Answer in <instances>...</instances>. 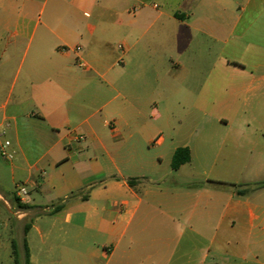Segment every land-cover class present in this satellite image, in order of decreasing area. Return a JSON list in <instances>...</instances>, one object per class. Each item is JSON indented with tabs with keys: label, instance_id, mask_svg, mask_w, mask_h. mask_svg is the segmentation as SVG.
<instances>
[{
	"label": "crops",
	"instance_id": "0c3cea01",
	"mask_svg": "<svg viewBox=\"0 0 264 264\" xmlns=\"http://www.w3.org/2000/svg\"><path fill=\"white\" fill-rule=\"evenodd\" d=\"M246 107L260 179L264 0H0V201L24 264H264V187L229 190L243 143L207 138L240 129ZM153 119L166 159L145 153ZM195 160L220 163L199 190Z\"/></svg>",
	"mask_w": 264,
	"mask_h": 264
},
{
	"label": "rangeland",
	"instance_id": "374dc122",
	"mask_svg": "<svg viewBox=\"0 0 264 264\" xmlns=\"http://www.w3.org/2000/svg\"><path fill=\"white\" fill-rule=\"evenodd\" d=\"M122 42H115L113 44V47L117 50V52L121 55V51L119 50L118 46ZM213 68H211L212 70ZM249 70V68H247ZM230 68L225 65L220 66V74L224 78L229 77L230 75ZM212 76H215V72H212ZM224 98L223 96L215 97L212 95L211 102H218L222 101ZM250 103V100L249 102ZM244 106V105H243ZM245 109L248 110L247 113L245 111L240 112L237 115V118L235 119L236 124H241L240 129L237 128V130H234L232 132H229L228 136L224 132L217 133V136H214L211 134L210 136H207V138L222 140L224 137L230 138V139H236L240 140L243 143V148L241 152H239L237 155L238 160L240 161L239 164H237L238 167L242 170V173H232L228 172L223 174L224 176H221L219 181H225L228 182L227 186L229 190H238V189H244L247 188V190H257L264 187V175L261 176L260 179H254L250 172V166L252 165V160L255 159L256 155L260 153L261 147H255L253 148V143L258 142L257 132L254 130V127L248 128L247 124H251L255 126V123L252 120V116L249 110V107H246ZM181 120L180 122H176L177 127V141L180 142L181 140L186 139V127H187V121H185V115H180ZM148 119H150V116H148ZM151 122L155 126V130L151 133L149 136L147 143L145 144V153L149 155L150 157H154L155 155L159 154L163 157H167L169 153V144L170 140L168 138V132L161 127V123L157 120H151ZM162 133V134H160ZM179 134V135H178ZM159 135H162L166 142L162 147L156 144V139L159 137ZM196 138V137H195ZM153 139L151 143L148 141ZM194 141V139L192 140ZM202 166H206L205 169L210 170L211 167H218L220 166V163H201L199 160H195L194 163L189 168L190 171L194 173L195 177V190H199L201 188H205L203 186V181L206 183L208 180H206L203 175V169H201ZM163 168H165V163L163 165ZM212 180H209L211 182ZM203 184H202V183ZM217 184H220L219 182ZM6 197V196H4ZM13 227V215L12 213L7 209V207L4 204V201H0V264H14V255L12 252V242H16L17 247V257L20 264H24V257H23V244L22 240L24 238L23 229H21L20 233L18 229L12 230ZM212 229V228H211ZM237 230L229 232L227 231L226 236L228 239H233L235 237H244L246 236V232H243L239 230V228H236ZM262 233V232H261ZM264 233V232H263ZM245 239V238H243Z\"/></svg>",
	"mask_w": 264,
	"mask_h": 264
},
{
	"label": "trees",
	"instance_id": "16d2710c",
	"mask_svg": "<svg viewBox=\"0 0 264 264\" xmlns=\"http://www.w3.org/2000/svg\"><path fill=\"white\" fill-rule=\"evenodd\" d=\"M191 160V156H190V150L185 147V148H178L172 158V168L174 170L179 169L183 164L188 163ZM130 183L132 181H129ZM214 182V181H211ZM238 193L240 195L246 193V191H238ZM12 248H13V254H14V264H20L18 257H17V247L16 244L13 242L12 243ZM25 248H26V252H27V263H29V257H28V247H27V243L25 242Z\"/></svg>",
	"mask_w": 264,
	"mask_h": 264
},
{
	"label": "built area",
	"instance_id": "2783aa9c",
	"mask_svg": "<svg viewBox=\"0 0 264 264\" xmlns=\"http://www.w3.org/2000/svg\"><path fill=\"white\" fill-rule=\"evenodd\" d=\"M118 48L120 49V50H124V45L123 44H120L119 46H118ZM78 49H80L79 47H77V50ZM9 146H10V142H5V144L1 147V149H0V156L2 157V158H4V159H7V160H10V159H12L13 158V154L11 153V152H9L8 151V148H9ZM20 194L21 195H26L27 194V191H26V189L25 188H21L20 189Z\"/></svg>",
	"mask_w": 264,
	"mask_h": 264
}]
</instances>
